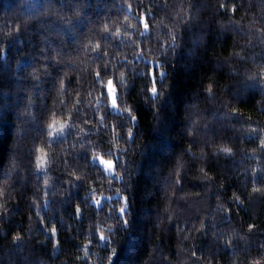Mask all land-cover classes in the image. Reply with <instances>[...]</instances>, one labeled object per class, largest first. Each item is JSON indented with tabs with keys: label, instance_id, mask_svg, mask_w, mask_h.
Masks as SVG:
<instances>
[{
	"label": "trees",
	"instance_id": "1",
	"mask_svg": "<svg viewBox=\"0 0 264 264\" xmlns=\"http://www.w3.org/2000/svg\"><path fill=\"white\" fill-rule=\"evenodd\" d=\"M51 7L81 15L31 19ZM254 64L264 0H0V264H264Z\"/></svg>",
	"mask_w": 264,
	"mask_h": 264
},
{
	"label": "clouds",
	"instance_id": "2",
	"mask_svg": "<svg viewBox=\"0 0 264 264\" xmlns=\"http://www.w3.org/2000/svg\"><path fill=\"white\" fill-rule=\"evenodd\" d=\"M81 15V12L79 10V8L75 9L73 12H62V11H59L57 10L55 7H51V8H45L43 11L37 13V15L35 17H32L31 19H40L41 20V25L43 26V20L47 19L48 17H55V18H58L60 20H63L65 21L66 23H71L73 18L74 17H79ZM125 20L128 22V23H132L131 20H129L127 17L125 18ZM27 22V21H26ZM183 22V21H182ZM167 22L164 21L163 19L158 21L157 22V28H159V26L161 24H166ZM113 26H116V27H122V25H117L116 21H113ZM110 30V29H108ZM102 31H106L105 27L102 28ZM55 58V57H54ZM241 58H243V56H241ZM117 75L120 77L121 75H123V77H125L127 75V70L126 68L125 69H121ZM249 78H257L260 82L261 85H264V65H253V75ZM159 96H160V99L162 100L163 99V96H164V92L161 91L159 93ZM34 103V101H29V111L27 114L29 115H32L33 117H35V113L31 111V104ZM92 123V121L90 120H86L84 122V124H90ZM100 123H104V119H103V115L101 114L100 115ZM110 123L114 124L115 121H111ZM84 124H80V123H77L75 125H71L72 127L78 129V137L82 138L83 135L88 131L87 128L84 127ZM105 127L107 128L108 127V124H105ZM118 134V133H117ZM94 141H87L86 143H80L79 145H74V147H77V149H86L88 151H93V149L91 147H87L88 145H94ZM61 151H64L63 148H61ZM18 167V164L15 160L12 161V170L15 171L16 168ZM74 174V173H73ZM119 175V174H118ZM10 183H11V180H6V181H3L2 184H0V192H2L5 188L9 187L10 186ZM61 195H63V193H61ZM12 198L14 199V195L12 196ZM4 211H7V209H3ZM20 237H17V236H13V240H12V243L13 244H16L17 243V240L19 239ZM250 264H260L259 261H256V260H251L250 261Z\"/></svg>",
	"mask_w": 264,
	"mask_h": 264
},
{
	"label": "snow or ice",
	"instance_id": "3",
	"mask_svg": "<svg viewBox=\"0 0 264 264\" xmlns=\"http://www.w3.org/2000/svg\"><path fill=\"white\" fill-rule=\"evenodd\" d=\"M104 27H105V29H106V32H108V31H109V30H108V29H109L108 25H105ZM144 27H145V29L147 30V28H148V24H147V22H146V18H145ZM117 34H118V33H117ZM96 47L98 48L99 45H96ZM118 82H119V84H120L121 87L124 86V84L126 83V80H125V78L123 77V75H121V76L119 77V81H118ZM108 87H109V90H111V91L113 92L112 104L115 106L116 103H117V97H116V95H115V93H116V89H115V87L113 86L112 81H109V82H108ZM151 92H152L153 95H156V94H158V89L154 86V87L151 89ZM114 111H116V112H120V109H119L118 107H115V108H114ZM65 127H66L65 122H62V121H60V120H58V119H55V118L53 119V121H52V123H51V125H50V128L52 129V132L55 133L56 135H59V134L63 131V129H64ZM219 150H220L221 152H224L225 154H229V153H231V149L228 148V147H222V148H220ZM39 151H40V155H39V157L37 158V167H38L41 171H44V170L48 167V165H49V163H50V160H49L48 152H47V150H46L45 148H41ZM97 155H99V154H97ZM105 163H106V166H107L109 169H111V167H112L111 162L109 161V162H105ZM108 175H112V172L109 171ZM45 183H47V181H45ZM101 199L104 200V199H110V198H109V197H102ZM99 202H100V201H94V203H97V204H98ZM121 211H123V209H122ZM53 231H55V229H53Z\"/></svg>",
	"mask_w": 264,
	"mask_h": 264
},
{
	"label": "rangeland",
	"instance_id": "4",
	"mask_svg": "<svg viewBox=\"0 0 264 264\" xmlns=\"http://www.w3.org/2000/svg\"><path fill=\"white\" fill-rule=\"evenodd\" d=\"M115 95H116V97H117V91H116ZM109 97H110L111 106H112V108H113V110H114L115 107H118V104L116 103L115 106L112 104L113 92H112L111 90H109ZM118 108H119V107H118ZM54 134H55V133H54ZM55 135H56V134H55ZM96 159H97L98 163L104 168V170H105L107 173H109V171H111V172H112V175H115V170H116V168H115V162H114L113 160L108 159V158H105V157H103V156H101V155L97 156ZM109 161L111 162V165H112L111 169H109V168L106 166V163H105V162H109ZM102 197H106V196H101L99 199H96V200H95V201H100V202L98 203V205H101V203H102V199H101V198H102ZM125 208H126V205L123 207V211H121L122 213L124 212V209H125Z\"/></svg>",
	"mask_w": 264,
	"mask_h": 264
}]
</instances>
